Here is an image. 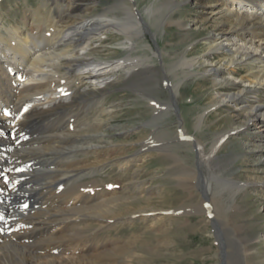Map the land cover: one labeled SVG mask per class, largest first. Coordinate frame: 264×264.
<instances>
[{"label":"bare ground","instance_id":"6f19581e","mask_svg":"<svg viewBox=\"0 0 264 264\" xmlns=\"http://www.w3.org/2000/svg\"><path fill=\"white\" fill-rule=\"evenodd\" d=\"M59 1L63 0H40L38 5L34 6L25 0V12L23 9L21 19L15 21V24L6 25L4 17L0 16V217H3L0 220V264H114L119 249L124 251V254H132L136 249V241L128 240L123 246L116 245L114 248L112 246L111 249L101 250L98 244L97 248L93 247V240L88 237L86 240L87 229L92 227L97 232L111 226L113 222L104 225V213L120 216L122 221L131 224L135 222L132 213L150 211L149 206H142L139 209L133 208L131 212L127 211L131 214L124 216L126 213L117 209L124 201L122 195L110 199L115 202L112 206L106 203L110 202L109 200H103L97 189L99 186L90 189L87 183L81 180L86 174L94 176L115 164L131 170L130 183L140 193H148L147 180H141L140 164L137 163L141 159L142 150L137 154L113 158L114 154H126L128 149L126 143L115 142L112 139L115 134L106 130L110 125L112 127L111 121L118 114L120 103L108 100L112 81H106L104 77L111 72L96 70L101 65L100 60L94 57L106 43V39L101 38L102 35L109 38V32L122 33L130 44L124 43L123 47L133 50L135 37L143 36L149 29V24L135 0H119L97 12L95 9L99 0L67 1L64 5L67 11L64 14L65 19L58 22L53 5L59 4ZM166 1L168 7L166 4V8L155 7L153 4L146 11L151 15L160 14L164 12V8L171 14L179 6L190 1L196 4L198 9V14L193 20L194 26L212 28L205 41L208 48L206 59H211L215 65L211 70L203 72L214 78L215 86H221L216 91L212 107H229L241 118L216 140L210 154L196 136L188 138L186 143L194 144L197 148L199 170L207 168L210 155L216 153L218 146L228 139L230 134H235L241 129L254 133L251 136L254 140L253 143L250 142L251 148H256L259 158L263 159L264 0ZM177 23L187 27L184 20ZM151 61L152 56H134L130 52L120 60L119 65L129 76L136 72V66L140 65L137 70L140 77L132 82V86L145 88L147 85L149 88L148 82L155 75ZM203 63L202 57L184 55L177 60L175 67L183 68L182 71L186 75L190 70H195L197 64L201 66ZM81 69L84 70L79 71ZM56 72L62 74L56 78ZM84 72L90 74L85 75ZM80 76L82 81L93 79L91 89L84 88L83 91H87L80 96L85 99L82 108L74 109L68 106L74 97L69 92V99L61 101L60 98L68 96H64L68 89L63 88L60 91L59 88L64 83L66 88H69L70 80ZM61 80H64V83ZM180 83L181 80L170 84L171 103L167 101L164 109L153 101L154 97L146 96L152 98L149 99L153 101L154 107L158 105L160 108H156V118H160L163 111L166 112L170 106L178 103ZM58 102L65 103L57 110L51 111L50 108ZM176 108L178 110L177 105ZM205 118L200 117V125ZM83 124L86 127H83ZM60 129L71 135L65 142L58 140L60 135L57 136V131ZM113 129L124 135L132 132L123 127ZM177 133L180 140L188 135L182 117ZM20 138L21 142L18 141ZM143 146L148 148L145 140ZM56 154L59 156L56 157ZM89 155H92V161L86 166L82 165L85 160L79 157ZM109 158H113V163ZM182 166L174 165L172 169H176L180 175L192 169L186 164ZM209 174L211 175L210 172ZM188 176L190 178L191 175ZM50 179L55 180L49 183ZM221 181L233 189H246L249 185L248 182L234 179L222 178ZM259 183L263 184L264 191V176L260 178ZM60 185L61 190L57 188ZM54 190L58 191V195L48 197L47 194L55 193ZM13 198L31 200L33 210L28 209L23 215H18V211L14 212L15 207L13 209ZM143 200L148 204L151 198ZM146 216L143 214L139 219L147 222ZM226 218H215V225L219 228L221 236L222 264H252L251 239L242 234L241 224ZM227 230L237 232V239L234 237L232 241L228 236L230 231ZM99 237L98 240L102 239ZM140 237L144 238L142 235ZM176 242L169 239L166 240V245L172 249ZM68 250L71 253L67 255ZM122 258L118 262L123 263Z\"/></svg>","mask_w":264,"mask_h":264},{"label":"rangeland","instance_id":"374dc122","mask_svg":"<svg viewBox=\"0 0 264 264\" xmlns=\"http://www.w3.org/2000/svg\"><path fill=\"white\" fill-rule=\"evenodd\" d=\"M28 1L34 6L40 2V0ZM67 1L71 0L59 1V4L53 5L58 15V22L65 19L64 14L67 11L64 5ZM118 1L99 0L95 11H102L105 9L104 7ZM135 2L148 22L149 29L143 36L135 37L136 44L133 50L123 47L124 43L130 44L122 33L109 32V38L102 35L101 38L106 39L105 47L103 46L94 58H98L101 65L96 70L111 72L104 77V80L112 81L110 92L108 91V100L120 103L119 112L111 121L112 127L110 125L106 130L110 134H115L112 138L115 142L126 143L128 149L126 154H114L113 158L137 154L139 150H142L141 159L137 163L140 164L141 180H147L148 193H140L130 183L131 170L125 168L124 170L115 164L106 167L101 173L94 176L86 174L81 180L87 183L90 189L99 186L97 189L105 202L122 195L124 201L117 209L119 212H125L124 216L131 214L128 212L133 211V208L139 209L142 206H149L150 211H147L148 213H132L135 222L131 224L122 221L120 216L116 217L113 214H109V216L104 213L102 219L104 225L113 222L110 225H115V228L109 226L96 232V229L90 227L86 232V240L87 237L90 238L89 240L94 241L93 247L98 244L101 250L111 249L116 245L123 246L128 240H135L136 249L133 253L124 254V251L119 249L120 254H116L114 264H222L221 236L219 228L215 225V218L227 217L226 219L241 224L242 234L251 239L252 264H264V191H262L263 184L259 183L260 178L264 176V158H259L257 149L251 148L250 142H254L251 136L254 133L241 129L235 134H230L228 139L218 146L216 153L213 152L214 154L210 155L207 168H203V171L199 170L196 146L187 144V139L180 140V135L178 136L177 133L180 117H182L188 135L196 136L204 143L206 152L210 154L216 140L241 120L229 107H212L216 91L221 88L220 85H214V78L211 75L203 73L211 70L215 65L210 61L211 59H206L208 48L205 41L212 28L194 26L193 20L198 14V9L197 5L190 1L179 6L171 14L164 9L166 8L165 4L167 7L169 5L166 0H135ZM153 4L155 7L163 6L164 12L151 15L146 9ZM25 6V0H6L0 4V16L4 17L6 25L15 24L25 12ZM179 20H184L187 27L178 24ZM130 52L134 56H152V72L155 75L148 82L149 88L147 85L145 88L132 86V82L140 77L137 72L140 65L135 68L137 73L133 72L130 76L126 70L120 69V60ZM184 55L202 57L204 63L201 66L198 64L195 66L196 72L190 70V73L185 75L182 71L183 68L175 67L177 60ZM84 73L85 75L90 74L89 72ZM60 74L62 73L56 72V78ZM134 76L135 78H133ZM92 79L87 78L82 81L81 76L74 78L70 80L69 88H66L64 80H61L64 84L60 88L68 89V92L65 93L68 96L60 98V100H68L71 95L74 98L68 106L81 109L85 99H81L80 96L91 89ZM233 79L235 80V78ZM179 80H181L179 85L181 93L178 94L179 98L176 104L178 110L174 104L166 112L163 111L160 118H156L158 116L156 108L158 110L160 108L158 105L154 107L151 104L152 100L150 99L152 98L150 97H154L153 101L159 103L160 107L164 109V104H168L167 101L170 102V84ZM84 88L87 90L83 91ZM54 90L55 88L52 89V91ZM146 96H150V99ZM76 102L78 103L74 104ZM62 104L58 102L50 108L51 111L57 110ZM202 116L206 118L200 125L199 119ZM80 117L85 118L84 116ZM83 127L86 126L83 124ZM114 127H123L132 132L128 135L120 134L119 130L113 129ZM155 130L156 133H154ZM57 136L60 142H65L71 137L69 132L62 129L57 131ZM144 140L147 142V149L143 146ZM98 141L95 140V142ZM80 144L78 143V145ZM164 152L166 153L164 154ZM58 156L59 154H56V157ZM79 158L85 160L81 164L86 166L93 157L89 155ZM113 158H109L112 163ZM182 164L191 166L192 169L181 175L177 173L176 169H172L174 165L180 167ZM182 170L186 171L184 168ZM188 175H191L193 179ZM222 178L248 182L249 185L246 189L229 188L225 182L221 181ZM54 180L50 179L48 182L52 183ZM128 184L129 186H126ZM57 188L59 187L57 186ZM54 192L48 193L47 196L50 198L57 196L58 191L54 190ZM146 198H151L148 204L143 200ZM25 199L13 204L14 212L18 211V215L33 210L32 201L29 206L26 204L27 208L24 207L27 200ZM160 199L161 201H159ZM106 203L113 206L115 202ZM143 214L147 215V222L139 219ZM227 231L232 232V234L227 232L232 241H234V237L237 239V232ZM140 235L144 238H141ZM98 237L102 239L98 240ZM169 239L177 241L172 249L166 245V240ZM69 253H71L70 250L66 254ZM121 258L123 263L122 261L118 262Z\"/></svg>","mask_w":264,"mask_h":264},{"label":"snow or ice","instance_id":"6c2138e0","mask_svg":"<svg viewBox=\"0 0 264 264\" xmlns=\"http://www.w3.org/2000/svg\"><path fill=\"white\" fill-rule=\"evenodd\" d=\"M5 115H9V113H5ZM25 208H27L28 206L27 205H24ZM3 217H0V220H2Z\"/></svg>","mask_w":264,"mask_h":264}]
</instances>
